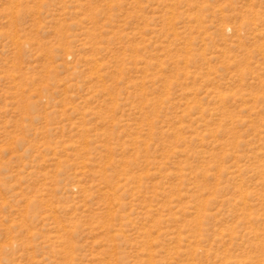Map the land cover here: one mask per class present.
<instances>
[{
	"label": "rangeland",
	"instance_id": "rangeland-1",
	"mask_svg": "<svg viewBox=\"0 0 264 264\" xmlns=\"http://www.w3.org/2000/svg\"><path fill=\"white\" fill-rule=\"evenodd\" d=\"M0 264H264V0H0Z\"/></svg>",
	"mask_w": 264,
	"mask_h": 264
}]
</instances>
